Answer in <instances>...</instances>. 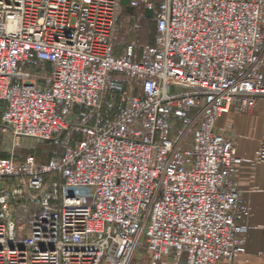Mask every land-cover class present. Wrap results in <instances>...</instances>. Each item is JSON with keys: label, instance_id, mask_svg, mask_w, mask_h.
Listing matches in <instances>:
<instances>
[{"label": "built area", "instance_id": "1", "mask_svg": "<svg viewBox=\"0 0 264 264\" xmlns=\"http://www.w3.org/2000/svg\"><path fill=\"white\" fill-rule=\"evenodd\" d=\"M129 5L154 12L136 61L133 45L111 48L119 0H0V131L37 142L80 132L48 163L0 157V264H131L142 244L144 264L245 252L241 158L216 124L264 97V0ZM105 89L123 102L105 124L57 112L96 107Z\"/></svg>", "mask_w": 264, "mask_h": 264}, {"label": "crops", "instance_id": "2", "mask_svg": "<svg viewBox=\"0 0 264 264\" xmlns=\"http://www.w3.org/2000/svg\"><path fill=\"white\" fill-rule=\"evenodd\" d=\"M154 5H157L158 0H152ZM130 6V5H129ZM124 10L131 14L135 9ZM148 8H142V14L145 18L151 20L152 16L148 17L145 10ZM150 9V8H149ZM154 21V19H153ZM263 30H264V8H263ZM155 22L154 27L150 35V41L145 42V44H152L155 39ZM127 44L134 46V56L133 60H139L142 57L141 48L137 47L132 43H125L118 48L116 46L113 51L114 55L120 56ZM140 45V47L142 46ZM264 76V65L261 69ZM111 78L121 79L119 75H111ZM124 89L127 90V85L124 83ZM135 94L141 95L142 91L139 85L135 84ZM109 94H118L121 99L120 92H113L108 90ZM103 96V95H102ZM60 105H63L60 103ZM64 106V105H63ZM79 106V105H74ZM58 112V111H57ZM120 112V111H119ZM118 112V113H119ZM60 113V112H59ZM117 113V114H118ZM116 114V115H117ZM223 118V119H222ZM222 134L230 138L235 145L236 152L241 158V164L238 170L233 176L235 185L241 191V201H240V212L241 220L240 223L243 226L242 237L244 240L245 252L241 254L233 264H264V164L258 160L257 153L260 142L261 128L264 124V97L259 98L257 103L247 112H237L230 111L222 115ZM69 119V117H68ZM65 134V133H64ZM67 134V133H66ZM80 138V132H75L74 136L71 138L67 136H62L64 141L63 149L60 153L51 152L46 160H34L38 163H48L49 160L54 156H62L64 154L65 147L67 145L73 144ZM51 142V141H48ZM17 143V142H16ZM14 143H12L13 146ZM18 146V143L15 145ZM5 158L12 157L16 160H25V158H17L14 155V149L11 148L9 155L4 156ZM180 264H183V260ZM220 264V263H218Z\"/></svg>", "mask_w": 264, "mask_h": 264}, {"label": "rangeland", "instance_id": "3", "mask_svg": "<svg viewBox=\"0 0 264 264\" xmlns=\"http://www.w3.org/2000/svg\"><path fill=\"white\" fill-rule=\"evenodd\" d=\"M142 6L136 7L131 14H128L122 6H118L116 9L113 33L111 38L112 51L115 47H121L125 43L134 44L137 49H140V45L150 41V35L154 27L153 19L149 20L142 14ZM123 78L126 85L127 91L130 94H135V83L126 79L123 75H119ZM123 102L118 94H109L108 90L105 89L103 96L100 99L98 106L96 107H83V106H71V105H60L57 107V111L64 114L69 121L75 125H102L108 120L114 118L116 114L121 110ZM222 116L218 119L216 127L217 130L222 133L223 118ZM78 131L63 133L59 138L51 142L40 141L37 142L34 139L22 137L14 140L8 133L0 131V157L9 155L11 151L12 143L17 142L18 146L13 147L14 155L17 158H25L33 156L37 160H46L51 152L60 153L63 149L64 141L61 140L62 136L71 138L74 133ZM14 140V141H13ZM14 187L16 182L11 179ZM146 255L144 252L143 244L139 248V252L132 260L131 264H144L146 261ZM165 264H172L169 259H164Z\"/></svg>", "mask_w": 264, "mask_h": 264}, {"label": "water", "instance_id": "4", "mask_svg": "<svg viewBox=\"0 0 264 264\" xmlns=\"http://www.w3.org/2000/svg\"><path fill=\"white\" fill-rule=\"evenodd\" d=\"M129 2H130V0H119V5L122 7H125L127 10L130 11V10H132V7L129 6ZM145 13L148 17L152 16V10L149 8L145 10Z\"/></svg>", "mask_w": 264, "mask_h": 264}]
</instances>
